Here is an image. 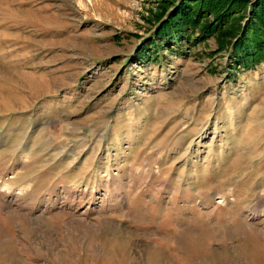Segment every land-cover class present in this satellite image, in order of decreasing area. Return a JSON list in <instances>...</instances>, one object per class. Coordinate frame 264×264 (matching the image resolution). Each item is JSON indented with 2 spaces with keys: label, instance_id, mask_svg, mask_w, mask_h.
<instances>
[{
  "label": "rangeland",
  "instance_id": "obj_1",
  "mask_svg": "<svg viewBox=\"0 0 264 264\" xmlns=\"http://www.w3.org/2000/svg\"><path fill=\"white\" fill-rule=\"evenodd\" d=\"M181 2L0 0V264H264V61Z\"/></svg>",
  "mask_w": 264,
  "mask_h": 264
},
{
  "label": "trees",
  "instance_id": "obj_2",
  "mask_svg": "<svg viewBox=\"0 0 264 264\" xmlns=\"http://www.w3.org/2000/svg\"><path fill=\"white\" fill-rule=\"evenodd\" d=\"M181 8L186 9L181 10ZM245 9L249 16L246 17L244 26H241L240 20L245 14ZM207 15H212L215 21L205 19ZM162 17L163 15L159 21ZM221 24L223 27H220ZM194 28H198L201 35L218 32L234 40L236 38L233 43L230 41L232 51L230 55L232 62L236 65L235 68L264 61V0L181 2L177 9L169 12L167 18L161 22L157 30L158 41L152 40L151 46L155 44L157 46L158 42L164 43L186 37ZM221 44L226 48L228 43Z\"/></svg>",
  "mask_w": 264,
  "mask_h": 264
}]
</instances>
